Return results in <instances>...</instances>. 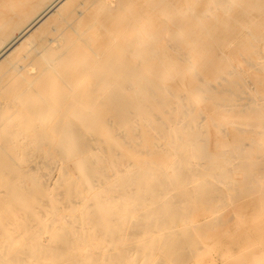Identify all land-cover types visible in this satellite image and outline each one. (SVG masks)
Returning a JSON list of instances; mask_svg holds the SVG:
<instances>
[{"label": "bare ground", "instance_id": "obj_1", "mask_svg": "<svg viewBox=\"0 0 264 264\" xmlns=\"http://www.w3.org/2000/svg\"><path fill=\"white\" fill-rule=\"evenodd\" d=\"M57 1L0 0V54L18 43L24 31L33 29L63 0ZM234 2L236 0H69L65 5H58L55 15L36 26L35 36L23 40L13 54L0 63V264H174L171 261L176 260L179 254L176 250L196 236H201L194 247L197 252L208 249L212 242L218 241L214 238L204 242L205 234L187 233L185 230L176 237L177 244L170 246V237L165 236L168 231H163L165 228L177 229L178 224L172 223L171 218L176 211L188 210L193 199L203 208L204 205L217 208L225 195H218L219 187H214L212 181L223 183V179L228 178L226 174L222 175V165L216 163L217 168H210L205 162L206 169L197 172V179L205 177L202 183L206 186L211 182L213 190L218 188L217 193L192 196L180 190L182 195L179 197L172 193V197L171 194L169 197L168 191L172 186L182 188L185 182L187 186V182L190 184V179L195 178L188 179L180 171L188 166L190 157L202 159L208 153L203 141L192 145L196 138H204L205 131H193L196 116L192 110H182L183 95V99L175 98L174 90L187 92L186 104L200 102L204 95L214 100L216 97L206 85L208 81L215 79L219 71L224 70L229 74L234 71L225 72V68L221 70L206 62L210 50L206 47L196 52L204 60L195 65H198L199 72L195 83L186 82L179 71L163 72L162 79L168 76L173 78L165 85H159L158 81L148 82L143 76L155 71L159 60L166 62V65H174L173 52H181L188 41L199 38V35L192 33L203 26L208 14L216 17V11H220L222 16L218 23L208 27L210 30L207 33L215 38L222 28L233 23L241 24L260 43L250 53L255 64H264V0H238L237 6L241 10L237 12L231 8ZM233 38L231 30L216 40L226 45ZM18 66L25 68L22 75L15 74ZM233 82L236 84L233 79L226 84L233 86ZM134 85L149 91L144 101L138 102L129 97L130 87ZM155 89L159 90V94H155ZM227 91L228 88L220 93ZM165 106L169 111L163 110L161 118L158 116L159 120L152 117L155 113L152 111L164 109ZM237 113L231 120L233 124L248 126L250 136H261L264 124L257 123L260 116L255 111L240 110ZM243 117L248 119L244 120ZM112 121L115 131L120 128L126 130L128 142L122 139L126 143L122 157H127L125 160L133 159L131 165L123 164L118 158L119 154H112L118 144L121 146L115 132L104 134ZM164 124L167 126L161 127ZM91 130L105 136L101 142L103 145L100 144V155L93 161L87 160L88 148L81 146L79 139L80 135ZM185 134L186 137L183 136ZM43 143L49 144L47 152L40 148ZM251 144L247 152L249 156L256 153L255 148L264 146V140L257 139ZM162 145L164 149L161 147L158 151ZM222 150L228 152L225 147ZM62 151H77V154H74L76 157L71 163L73 168L64 170L55 179L59 186L55 185L52 189L60 188V192L52 193L48 189H42L41 193L27 192L30 184L35 183V173L41 170L45 154L61 156ZM170 157L173 160L167 162ZM205 158L207 160L208 157ZM211 158L215 157L212 155ZM164 161L166 167L162 166ZM254 161L251 163L253 167L246 166L249 162L245 165L242 162L241 167L248 173L258 165ZM236 170L233 168L232 171ZM179 171L183 178L179 176L180 179L174 184L167 182L173 177H170L171 174ZM261 172V169L252 172L254 174L248 180L241 177L246 182H250V179L252 182L261 177ZM145 173L147 179L141 183L140 177ZM188 175L194 176V173ZM136 179L141 184L137 185ZM133 184L135 190L130 189ZM146 187H150V191L144 194ZM154 193H158V198ZM62 194L66 196L60 200ZM47 195L49 205L44 202V206H48V210L33 211L34 204L44 200L40 196ZM226 197L233 200L231 195ZM185 212L183 215L181 213L184 220L188 214ZM137 218L141 219L140 223L133 225ZM184 220L176 223H186ZM63 222L66 225H62ZM154 222H160L161 227L156 230L147 227L148 223L154 225ZM45 229L50 231L46 234ZM126 232L130 234L129 241H125ZM150 233H156L154 240ZM262 234L263 231H247L236 243V250L239 252L248 248ZM232 264H264V250L244 256Z\"/></svg>", "mask_w": 264, "mask_h": 264}, {"label": "rangeland", "instance_id": "obj_2", "mask_svg": "<svg viewBox=\"0 0 264 264\" xmlns=\"http://www.w3.org/2000/svg\"><path fill=\"white\" fill-rule=\"evenodd\" d=\"M68 1L69 0H63L61 2V4H58V5L59 6L63 5V4L65 5ZM237 4H238V0H236V2H234L233 5L231 6V8L233 9L232 11L237 12V11L241 10V9H238ZM58 5L56 6V8L54 7L52 9V11H50L49 14L42 21H40L36 26H39L40 23L42 24L43 21H45V19L48 18L49 16L55 15L57 13V8L59 7ZM55 10H56V12H55ZM215 13H216V17L208 14L206 16V18H205V22H204L203 26H201L200 28L198 27L192 33V34H194V36H198L199 35L200 36L199 38H197L195 40H190L191 42L188 41L187 44L182 47V51L181 52L180 51L179 52H176V51L173 52L174 54H173L172 58H173V61L175 62L174 65H166V62H164L163 60H159L158 61V66L155 69V71H153L150 74H146V75L143 76V79L147 80L148 82H152L153 83L155 81L156 82L158 81L157 83L159 85H165L167 83L169 84L170 82H172L173 78L171 76H168V77H166V79H162L161 75L163 74V72L169 71V72L175 73L176 71L177 72L179 71L184 76V79H185L186 82L191 83V84L195 83L197 78H199L198 65L197 66H195V65L201 59H203V58H200V55L197 56L196 52L201 51L202 48H206V47L210 49V50H208V56L205 59L206 62H208L210 64H213L214 67L221 68V70H222V68H225V72L228 71V70H230L231 72L234 71L233 74H229V72H226V73H228V75L226 73H224V70L223 71H219V73L217 74V77L215 76V79H210L208 81L209 83H207L206 85L208 86L209 91H212L213 97H216V99H214V100H212V98L209 99L208 95H204L203 96L204 99L202 98L200 100V102H196V103L193 102L194 104H192V103L186 104L187 96H188L187 92H185V90H183V89L174 90V97L175 98H177V99H183L184 98L182 100V102H183V104L184 103L185 104L184 105L182 104V106H181L182 110H192L193 111L192 114H195V116H196V123H195L196 125H195L193 131H205L204 138H201V137L196 138L194 140V143H192V145L195 146V145H197V143L199 144V143H201L203 141L204 145L206 146V148L208 150V153H206V156L208 158L206 160V158H205L206 156L204 157L205 159L204 158L200 159V158H198L196 156H195V158L194 157H190V159L188 161V166L184 167V169L180 170V171H181V173L183 175H185L184 177H186V176H187V178L188 177H190V178L195 177L196 179L195 178H193L192 180L190 179V184H189V182H187L188 183L187 186L185 185L186 184V182H185L183 184L182 188L181 187L179 188L178 186H172V188L173 187L174 188L173 189L170 188V190L168 191L169 197H170L171 193L173 195L175 194V197L176 196L179 197L180 195H182L181 192H183V194L184 193H190V194H192V196L203 195V194H206V193H209V192H211V193H213V192L215 193L216 192L217 193L218 188L213 190V188L216 187V186L219 187L218 195H221V194L223 195V193L225 195L224 199H222V200L220 199L221 204L217 207L218 209L217 208H212V206H210V205H208V206L204 205V208H203L202 204L196 203V200L193 199V201H190V203H189L190 206L188 207V210H190V208H191V210H190L191 214L189 213L188 210H185L188 213L187 216H186L187 220L186 219L184 220V218L181 217L183 215V213H186L185 211L184 212L182 210H181V212L180 211L179 212L176 211L175 212L176 215H175V213L172 215V216L175 215L173 218H171V220H172V223L178 224V226H176L177 229H175V227H174V228H172V230L171 229L168 230L167 228H165L163 230L164 232L168 231V234L165 233V236L167 235L168 236V237L166 236L167 238L170 237V239H169L170 240V246H174L175 244H177V242H178L177 239L178 238H176V237H178V235H181L182 231L185 232V230H186L187 233L188 232H190V233L196 232V233H198V235L199 234H205V238L203 240L204 242H206L207 240L208 241H212L214 238L218 240L217 242L216 241L212 242L209 245L208 249L207 248L206 249H202L201 252H197V250H195L194 247L201 240V239H199V238H201V236H199V237L196 236V238L192 239L190 243L185 244V245L183 244V246L180 248V250H176L175 249L176 251H178L179 254H178V256H176V258H175L176 260H172L171 261V263L174 262V264H178V263L179 264H186L187 262H188V264H222V263L223 264H232V263H235L238 259H240V258H242L244 256H248V255H251V254L256 253V252H262L264 250V188H263L264 187V183H263L264 182V169H262L263 166H264V164H263L264 163L263 162L264 161V148H263L264 146H259V148H255V152L256 153L254 155H252V156L247 155V152L250 151V147L252 145L251 143H253V141H255L257 139H263L264 140V131L261 134V136L260 135L258 136V135H255V134H251V136H250L249 135L250 134V130H249L248 126L233 124L232 121H231L232 118L236 117V114H238L237 113L238 111H240V110H245V111L252 110V111H255L257 115L260 116V118H259L260 121L258 120L257 123L261 122L262 124H264V118H263V116H264V106H263L264 105V101H263L264 100L263 99L264 98V64H263V62L260 63V64H255V62H254L255 59H254L253 55L250 54V53H252V50L254 49V47L259 46L260 43H259L258 40H255L252 37V34H251L249 29L242 28V25L239 24V23H233V24H230L229 26H227L226 28H222L221 32L220 33H216L215 38H214L213 37L214 35H211L210 33H207V31L210 30L208 27L210 25H213L214 23H218V21H219L218 19H220V17L222 16V13L220 11H216ZM36 26L33 29H31L29 32H27L29 29H27L26 31L23 32V34H22L23 37L18 41L19 44L16 42L15 45L13 47H11L7 52L4 51L5 53L3 52L2 54H0V63L2 61H4L8 56L13 54L15 49H17V47H19L22 42H24L25 40L29 39L31 36H35V29L37 28ZM70 28H71V26H70ZM72 28H73V26H72ZM231 30L234 33L233 40H231L226 45L219 44V42L216 40L218 38V36L220 37L221 35L226 34V33L230 32ZM89 31L90 30H88L87 32H89ZM24 33H26V34L24 35ZM202 33L204 34V36H202ZM214 42H217L218 44L214 43ZM184 53H186V54H184ZM236 53H237V55H236ZM239 56H241V57H239ZM190 57L192 59H190ZM203 60H201V61H203ZM195 61H197V62H195ZM251 65H252V67H251ZM232 66H233V68H232ZM262 66H263V68H262ZM20 67L21 66H18L17 68H20ZM178 67H180V68H178ZM17 68L15 69V72L17 71L15 74L22 75V73L25 72V68H22V67L20 69H17ZM174 69H176V70H174ZM193 70L196 72V74L193 72ZM148 77L150 79H147ZM237 77H238V79H237ZM221 78H223V79H221ZM232 79H233V81L236 80V84L237 85L234 82H233L234 83L233 86L230 85V84H226V83H228V81H230ZM242 82H244V83H242ZM210 85L212 86V88L214 90L211 88ZM238 85H239V88L237 89ZM226 87L228 88L229 92L227 91V93H220V91L226 90L227 89ZM130 88L131 89L129 91V97H131L133 100L138 101V102L144 101V98L146 97V94L149 93V91L147 89L142 90L139 87H137L136 85L131 86ZM155 90H156L155 94H156V92L159 94V90L158 89H155ZM217 91L219 93H217ZM176 94H177L178 97L176 96ZM225 94L226 95L230 94L231 97H230V95L226 96ZM181 95H183V98H182ZM168 98H170V97H168ZM250 100H251V102H250ZM215 101H216V103L213 104ZM255 101H258V102H255ZM147 103H149V102H147ZM186 105H188V106H186ZM158 110L157 111H152L153 113L155 112L154 113L155 115L153 114L152 117H154L157 120H159L158 116H159V118H161V116L163 114V110H165L166 112L169 111L166 106H165L164 109H161L162 112H161L160 109H158ZM219 110H220V113H219ZM221 113H223V114H221ZM112 114H114V113L112 112ZM200 117H202V118H200ZM243 118H244V120L248 119L247 117H243ZM198 122H199V124H198ZM165 125L167 126V124H164L161 127H166ZM112 126H113V121H112V125L110 127L107 126L108 130H106L105 131L106 133H104V134L106 135V134H108V132H110V133H114L115 132V134H116L115 137H117V139L121 142V146L118 144V147L115 148V150L112 152V154L113 155H115V154L118 155L119 154L118 158H120V160H121V162L123 164L131 165V163H133V159L128 158L127 160H125L127 157H122L123 156L122 151L124 150L123 147H125V144L128 142L127 141L128 140L127 136L125 134L126 130H125V128H120L119 130L115 131L114 128H113L114 126L113 127ZM207 131H208V133H207ZM84 134L80 135L79 139H81V146H86L88 148V153L86 155V158L89 157L87 160H90V161H93L92 159L96 160L98 155H100L101 147L103 145L101 142H102L103 139H105V136L97 135L96 132H94L92 130L91 131H87ZM220 134L222 135L223 138L221 137ZM183 136L186 137V134L183 135ZM229 136L231 137V139H230ZM206 138H207V140H206ZM251 138H253L252 139L253 141L250 140ZM122 139L124 141H126V143ZM104 142H105V140H104ZM229 142L230 143L234 142V143L230 144ZM218 143H220V144H218ZM100 144H102V145L100 146ZM159 144H161V143H158L157 145H159ZM224 144H227V145H224ZM219 145H221V147H223V148H220ZM92 147L95 148V149H93ZM161 147H162V149H164V146L162 145V146L158 147V151H160ZM224 147H225V149H228V152H226V153L223 152L224 150H222V149H224ZM234 147H235V149H234ZM40 148H41V150L43 152L44 151L47 152V150L49 148V144L48 143H43ZM44 148H46V149H44ZM214 148H217L218 150L217 149L214 150ZM76 152L77 151H75V152L66 151V152L61 153V156H58V155L55 156L52 153H46L45 156H44V163H43L44 166L42 165L41 170L37 171V173H35V176H36V178H34L35 179V183H34V185L30 184V186L28 187L27 192H29L30 194L31 193H37V192L41 193L42 189H48L52 193H54V192L55 193H59L60 192V188L59 189L58 188L57 189L56 188L52 189V187H54L55 185L59 186L58 185L59 182L57 180H55V179H58V175H60L61 173L63 174L66 171V169L69 170V169L73 168V167H71L72 166L71 163L74 162L73 159L76 157V155H74V154H77ZM244 152H246V153H244ZM93 153H95V154H93ZM260 154H262V155H260ZM212 155H213V157H215L214 159L211 158ZM72 156H74V157H72ZM209 156H210V158H209ZM258 156L261 157L263 160L261 158L258 159ZM52 157H54V158L56 157V160L54 158L52 159ZM228 157H230V158H228ZM170 160L172 161L173 158L170 157L166 161L168 162ZM252 160L253 161L254 160L257 161L258 165L254 166L253 170L251 168L250 171L255 173L256 171H259V169H261L262 170V172H261L262 173V175H261L262 178L260 177V178L254 179L252 182H251V179H250V182H246L245 180H248L249 177H252V175L254 173H252L250 171H248V173H247L246 172L247 170L245 168L241 167V165H243V164L245 165V164H247V162H249L246 166L253 167L251 165V163L253 162ZM258 160H262V161L259 162ZM166 161H164L162 163V166L166 167V165H167ZM199 161H200V163H199ZM240 161H241V163H240ZM205 162L206 163L208 162V164L211 166L210 168L216 167L215 166L216 163H217V165H222L223 167H222L221 170L224 169L222 171L223 172L222 175L226 174L225 176H228V178L223 179V181H222L223 183H219L217 181H214V182L212 181L213 184L215 183L217 185H215V184L213 185L210 182L211 184L207 183L206 186H205L204 183H202V182H204L205 177L202 178V179H200V178L197 179L198 176H196L197 172L205 171V169H206V163ZM242 162H243V164H242ZM197 163L201 167L197 166L198 165ZM218 163H220V164H218ZM236 166H238L239 168L236 167ZM259 166L260 167L262 166V167L260 168ZM256 167H257V169H256ZM233 168L235 170L236 169L237 170L236 171H232ZM226 170L228 171V173H227ZM180 171L177 172V173L171 174L170 177L171 176H173V177H171L167 182H169V183L172 182L174 184V182L176 180H179L180 178H183L182 174L180 173ZM244 171H245V173H244ZM183 172L184 173H188V174H191V173L193 174L194 173V176L188 175V174L186 175ZM179 173H180V175H179ZM243 173H244V175H242ZM250 173H252V174H250ZM74 174H75V171H74ZM76 175H78V174H76ZM232 175H233V177H232ZM146 176H148L147 173H145V175L144 174L141 175V177H140L141 179L139 178L141 183H144L146 181V179H147ZM179 176H181V177L179 178ZM229 176H231V177H229ZM241 176L242 177L244 176L245 180ZM174 177H175V179H173ZM187 178H185V180ZM239 178H241L242 180L239 179ZM31 179L34 180L33 178H31ZM139 179L135 180V183L137 185L141 184ZM235 179H237V180H235ZM258 179H259V181H258ZM208 180H210V179H208ZM241 181H242V184H240ZM238 182H239V184H238ZM232 183H234L233 186L236 185L234 188L232 186ZM227 184H228V187L226 186ZM133 185H132V187H130V189L132 188V190H135V188H133V187H135V185L134 186ZM208 185H210V186H208ZM212 185L214 186L213 188L211 187ZM199 187H200V189H199ZM205 187H207V188H205ZM253 187H255V188H253ZM145 189L146 190L143 191L144 194H146L148 191H150V187L149 188L146 187ZM48 190H46V191H48ZM57 190H58V192H57ZM180 190H181V192H180ZM156 192H160V190L159 191L157 190ZM47 193L49 194V191ZM172 194H171V197H172ZM154 195H156V197L158 198V196H157L158 193H154ZM227 195H231V198L233 200L230 201V198L226 197ZM48 196L49 195H47L46 197L45 196H40V198L44 199V200H43V202H40L41 204L39 202L35 203L34 207L35 206L36 207L35 208L33 207V211L37 212V209L39 211L48 210L47 208H49V207L48 206L47 207L44 206L46 204L49 205V203H48L49 200L47 201ZM65 196H66L65 194H62L61 198L59 197V199L60 200L64 199ZM42 197H44V198H42ZM172 199H174V198H172ZM223 200L226 201L227 203L223 202ZM214 201H216V200H214ZM191 202H192V204H191ZM193 203H194V205L195 204L196 205L194 206ZM230 204H232V205H230ZM192 208H193L194 211L192 210ZM212 209H214V210L216 209V210L214 211ZM177 213H178V215H177ZM181 213H182V215H181ZM48 214L50 215V213H48ZM230 216H231V218H230ZM175 217H176L177 220L175 219ZM212 218L213 219L216 218L215 219L216 221L213 220ZM228 218H230V220ZM183 220L186 223H176V222H182ZM140 221H141L140 218L135 219L134 222H133V225L139 224ZM208 221H209V223H208ZM212 222H215V223H212ZM63 224L66 225V223H64V222L62 223V225ZM179 224H181L184 227L179 226ZM195 224H196V226H194ZM256 224H258V225H256ZM160 225H161L160 222H158V223L154 222V225H153V223H148L147 227L152 229V230H156V228L158 229V228L161 227ZM243 226H244L245 229L243 228ZM187 228L188 229L190 228L189 229L190 231L189 230L187 231ZM209 228L210 229L212 228V229L210 230ZM173 229H175L176 232ZM254 230H255V232L256 231H263V234L258 236V238L256 239L258 241H254L252 243V245H250L248 248L243 249V250H239V252H238V250H236V243L240 240L241 236L243 237V235L247 234V231L248 232H254ZM44 231L47 234L50 231V229H48V230L45 229ZM169 232H171V233H169ZM127 233L128 232H126V234L124 236L126 238L125 241H129L127 239H129L130 234L129 233L127 234ZM154 234H156V233H150V237L153 240H154L153 237L156 236ZM135 238H137V237H135ZM189 246H191V247H189ZM183 247H185V248H183ZM182 251L185 252V253L183 254ZM180 252H182V253H180ZM187 253H189V256L188 255L186 256ZM191 254L194 255V256H191ZM207 254H208V256H207ZM200 257H201V259H199Z\"/></svg>", "mask_w": 264, "mask_h": 264}]
</instances>
